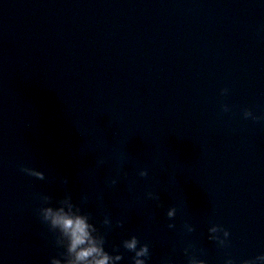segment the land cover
Returning <instances> with one entry per match:
<instances>
[{
	"label": "water",
	"instance_id": "water-1",
	"mask_svg": "<svg viewBox=\"0 0 264 264\" xmlns=\"http://www.w3.org/2000/svg\"><path fill=\"white\" fill-rule=\"evenodd\" d=\"M0 130L264 217V0H0Z\"/></svg>",
	"mask_w": 264,
	"mask_h": 264
},
{
	"label": "clouds",
	"instance_id": "clouds-1",
	"mask_svg": "<svg viewBox=\"0 0 264 264\" xmlns=\"http://www.w3.org/2000/svg\"><path fill=\"white\" fill-rule=\"evenodd\" d=\"M226 91V90H225ZM227 108L225 107V111ZM245 118L251 117L252 112L250 110H245L244 112ZM254 119H258L257 117H253ZM22 171L26 172L28 175L36 177L37 179L43 180L45 178L43 172H36L35 169L23 168ZM141 176H146L147 172H140ZM64 183H67L65 179ZM114 184L115 181H112ZM43 203H49L51 197L43 196ZM173 208L169 211L168 216L172 217ZM40 216L44 222L49 225V228L52 231H55L59 228L63 234L67 235L70 238V243L67 245V252L69 254L75 253V257L72 260L68 261V264H109V261L112 259V256L105 251L103 245L105 243L104 238H101L99 241V246L97 245L96 239L91 235L90 228L92 231H96L95 228L87 222V215H80L76 217L68 216L63 213V210L53 212L51 207H41L39 209ZM105 224H109L107 218L104 220ZM169 227H174V225L169 224ZM226 235H229L228 231L225 230ZM58 245V237L56 240ZM139 243L136 236H133L132 239L126 240L123 242V247L130 251L134 252V256L132 257L133 264H146L145 260L137 259V257H148L149 256V247L147 244H144L140 247L139 251L136 250L137 244ZM116 260H122L123 256L118 254L115 256ZM257 259H264V256L257 257ZM50 264H60L58 259L52 258ZM201 264H205L204 261ZM226 264H232V261L229 260ZM242 264H249L248 260L242 262Z\"/></svg>",
	"mask_w": 264,
	"mask_h": 264
}]
</instances>
